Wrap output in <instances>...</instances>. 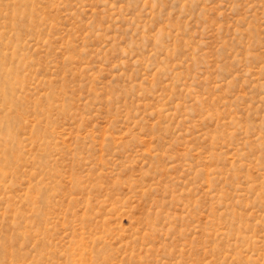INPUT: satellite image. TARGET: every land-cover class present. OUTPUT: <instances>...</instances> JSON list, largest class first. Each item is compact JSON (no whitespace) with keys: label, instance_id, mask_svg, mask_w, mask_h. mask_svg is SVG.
<instances>
[{"label":"rangeland","instance_id":"374dc122","mask_svg":"<svg viewBox=\"0 0 264 264\" xmlns=\"http://www.w3.org/2000/svg\"><path fill=\"white\" fill-rule=\"evenodd\" d=\"M0 264H264V0H0Z\"/></svg>","mask_w":264,"mask_h":264}]
</instances>
